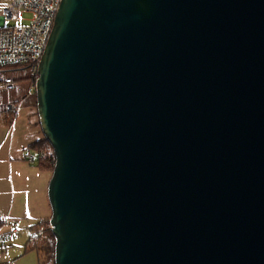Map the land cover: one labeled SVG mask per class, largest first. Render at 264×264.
Segmentation results:
<instances>
[{
	"label": "water",
	"instance_id": "obj_1",
	"mask_svg": "<svg viewBox=\"0 0 264 264\" xmlns=\"http://www.w3.org/2000/svg\"><path fill=\"white\" fill-rule=\"evenodd\" d=\"M38 74L55 264H264V0H62Z\"/></svg>",
	"mask_w": 264,
	"mask_h": 264
},
{
	"label": "built area",
	"instance_id": "obj_2",
	"mask_svg": "<svg viewBox=\"0 0 264 264\" xmlns=\"http://www.w3.org/2000/svg\"><path fill=\"white\" fill-rule=\"evenodd\" d=\"M62 0H0V91L14 94L8 110L24 107L39 77V65L52 33ZM30 16V18H26ZM24 82V84H21ZM27 152L26 160L34 162ZM16 232L18 229L15 226Z\"/></svg>",
	"mask_w": 264,
	"mask_h": 264
},
{
	"label": "crops",
	"instance_id": "obj_3",
	"mask_svg": "<svg viewBox=\"0 0 264 264\" xmlns=\"http://www.w3.org/2000/svg\"><path fill=\"white\" fill-rule=\"evenodd\" d=\"M3 105L0 100V106ZM34 129L28 120L17 119L11 126L0 125V203L5 193L4 182L8 181V189L12 187L16 193L21 191L26 194V216L43 220L52 216L48 197L52 173L41 171L25 159L27 148L43 138H39V132Z\"/></svg>",
	"mask_w": 264,
	"mask_h": 264
},
{
	"label": "rangeland",
	"instance_id": "obj_4",
	"mask_svg": "<svg viewBox=\"0 0 264 264\" xmlns=\"http://www.w3.org/2000/svg\"><path fill=\"white\" fill-rule=\"evenodd\" d=\"M26 18H30V16H26ZM21 84H24V82H21ZM26 92L27 90L25 91V88H21L19 92H15L16 94L2 93L1 91L0 100L3 101V106L7 109L6 105L9 102L14 100L17 96L20 97L24 95ZM36 108L37 97L36 93L33 92L29 101L26 102L24 107L18 110V120L23 122L27 120L29 121V116H31L34 117L32 120L36 124L40 121L39 117L37 115H30L33 111L38 113ZM36 126L37 127H35L36 129H34V131H36V133L39 132L37 134L40 136L39 138H44L40 122L39 125L36 124ZM4 185L5 193L4 196L2 195V201L0 203V218L7 221V223L0 229V241L2 242L0 245V264H40L39 254L34 251L25 253V246L31 236L30 227L41 219L28 218L26 216L27 202L25 193L21 191L16 193L15 189H12V187L8 189V181L4 182ZM15 226L18 229L17 232L14 230Z\"/></svg>",
	"mask_w": 264,
	"mask_h": 264
},
{
	"label": "trees",
	"instance_id": "obj_5",
	"mask_svg": "<svg viewBox=\"0 0 264 264\" xmlns=\"http://www.w3.org/2000/svg\"><path fill=\"white\" fill-rule=\"evenodd\" d=\"M35 108V107H34ZM35 110V109H33ZM37 110V108H36ZM37 112L33 111L30 115H37ZM19 111L8 110L4 106H0V124L11 126L18 119ZM39 117V116H38ZM29 116V125L31 127H37L36 124ZM41 126V125H40ZM35 154L34 162L41 171H47L53 173L56 165V156L52 145L45 138L32 143L26 150ZM7 221L0 218V229L5 226ZM31 236L26 243L25 253L37 252L40 256V264H55V250L56 240L52 232L50 225V218L43 219L35 223L30 227ZM2 242L0 241V245Z\"/></svg>",
	"mask_w": 264,
	"mask_h": 264
},
{
	"label": "bare ground",
	"instance_id": "obj_6",
	"mask_svg": "<svg viewBox=\"0 0 264 264\" xmlns=\"http://www.w3.org/2000/svg\"><path fill=\"white\" fill-rule=\"evenodd\" d=\"M31 91L34 92V93H36V83H35V87Z\"/></svg>",
	"mask_w": 264,
	"mask_h": 264
}]
</instances>
